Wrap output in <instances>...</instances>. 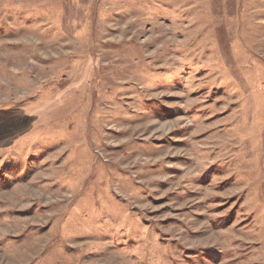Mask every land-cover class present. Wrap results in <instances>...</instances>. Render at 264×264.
Listing matches in <instances>:
<instances>
[{"label": "rangeland", "instance_id": "1", "mask_svg": "<svg viewBox=\"0 0 264 264\" xmlns=\"http://www.w3.org/2000/svg\"><path fill=\"white\" fill-rule=\"evenodd\" d=\"M0 264H264V0H0Z\"/></svg>", "mask_w": 264, "mask_h": 264}]
</instances>
